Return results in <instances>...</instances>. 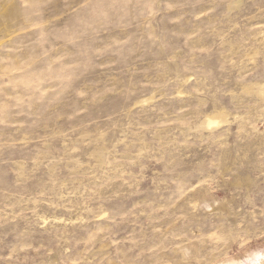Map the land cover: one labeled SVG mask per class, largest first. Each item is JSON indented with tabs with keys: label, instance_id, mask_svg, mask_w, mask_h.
I'll list each match as a JSON object with an SVG mask.
<instances>
[{
	"label": "rangeland",
	"instance_id": "374dc122",
	"mask_svg": "<svg viewBox=\"0 0 264 264\" xmlns=\"http://www.w3.org/2000/svg\"><path fill=\"white\" fill-rule=\"evenodd\" d=\"M229 259L264 260V0H0V264Z\"/></svg>",
	"mask_w": 264,
	"mask_h": 264
},
{
	"label": "bare ground",
	"instance_id": "6f19581e",
	"mask_svg": "<svg viewBox=\"0 0 264 264\" xmlns=\"http://www.w3.org/2000/svg\"><path fill=\"white\" fill-rule=\"evenodd\" d=\"M218 123V121H214V120H210L209 122H208V125H212V124H214V123ZM257 255H259L258 253H257ZM261 262V263H260ZM259 262V264H264V260H262V261H260ZM242 262L240 261V260H235V259H229V260H227V261H222L221 260V262H218V264H241Z\"/></svg>",
	"mask_w": 264,
	"mask_h": 264
}]
</instances>
